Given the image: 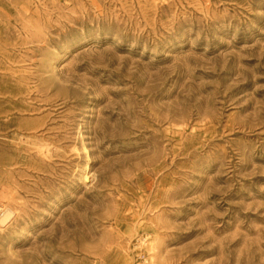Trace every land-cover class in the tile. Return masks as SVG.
Instances as JSON below:
<instances>
[{
  "label": "rangeland",
  "instance_id": "rangeland-1",
  "mask_svg": "<svg viewBox=\"0 0 264 264\" xmlns=\"http://www.w3.org/2000/svg\"><path fill=\"white\" fill-rule=\"evenodd\" d=\"M0 264H264V0H0Z\"/></svg>",
  "mask_w": 264,
  "mask_h": 264
},
{
  "label": "bare ground",
  "instance_id": "bare-ground-1",
  "mask_svg": "<svg viewBox=\"0 0 264 264\" xmlns=\"http://www.w3.org/2000/svg\"><path fill=\"white\" fill-rule=\"evenodd\" d=\"M1 215H0V223L4 224L6 223V221L10 218V214L7 213V211H1ZM9 221V220H8Z\"/></svg>",
  "mask_w": 264,
  "mask_h": 264
}]
</instances>
